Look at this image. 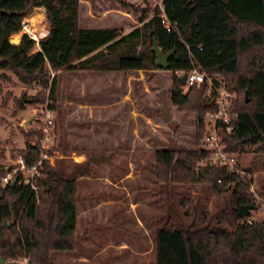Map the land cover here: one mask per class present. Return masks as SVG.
<instances>
[{
	"label": "trees",
	"instance_id": "trees-1",
	"mask_svg": "<svg viewBox=\"0 0 264 264\" xmlns=\"http://www.w3.org/2000/svg\"><path fill=\"white\" fill-rule=\"evenodd\" d=\"M175 23L168 30L153 6L127 3L141 10L142 23L128 31L115 26L90 27L80 23L81 0H0V78L12 70L21 81L38 82L45 103L56 98L58 70H135L162 68L153 50L156 39L163 51L173 50L167 68L188 71L194 66L224 77L235 91L233 110L238 112L235 129L223 133L227 148L264 154V0H163ZM34 6H45L50 27L38 41L23 33L19 42L9 37ZM55 73L53 74V72ZM180 73L171 89L173 102L181 109L197 112L196 136L203 138L205 116L217 108V91L208 82L183 89ZM43 89V90H42ZM1 105V102H0ZM55 108L54 102H48ZM43 130L26 131L20 153L29 164L41 158L39 138ZM158 181L171 190L178 184L230 193L227 204L211 214L195 208L191 221L171 202L170 210L155 230V264H264V219L249 221L250 213H239L242 204L256 205L251 181L219 162H200L210 155L201 144L195 148L162 147L155 151ZM1 155V154H0ZM94 158L77 162L68 173L44 158L36 179L43 188L38 201L29 184L0 185V264L29 262L53 264L54 250L73 249L77 233L79 176L89 172ZM238 163L242 164L241 160ZM5 165L0 162V177ZM202 219V220H201ZM203 221V223H202Z\"/></svg>",
	"mask_w": 264,
	"mask_h": 264
},
{
	"label": "rangeland",
	"instance_id": "rangeland-1",
	"mask_svg": "<svg viewBox=\"0 0 264 264\" xmlns=\"http://www.w3.org/2000/svg\"><path fill=\"white\" fill-rule=\"evenodd\" d=\"M146 1L81 0L80 23L115 26L124 31L142 23V11L127 3L142 7ZM23 19L26 28L12 33L10 41L19 42L25 31L36 39L35 48H40L38 41L50 27L46 7L34 6ZM3 72L1 163L7 165L15 159L24 146L26 131L43 127L48 102L55 103L47 147L52 149L44 150L51 164L68 173L77 162L100 154L111 155L109 160L91 162L89 172L79 176L76 245L52 251L53 264H155V230L171 202L182 214L188 211L184 216L187 221L194 217L197 206L199 213L204 210L211 214L227 204L230 193L219 195L202 189L200 184H178L169 196L158 181L154 169L156 149L203 144L196 136L197 112L181 109L172 100L171 89L178 71L151 68L100 75L94 70L61 69L57 71L56 98L45 103L34 99L42 88L38 82L21 81L10 69ZM188 88L183 85L184 91ZM31 115L34 117L24 124ZM209 159L210 155L200 162ZM239 160L253 173L256 205L250 209L248 219L262 220L264 154L245 150ZM23 257L14 261L36 264Z\"/></svg>",
	"mask_w": 264,
	"mask_h": 264
},
{
	"label": "built area",
	"instance_id": "built-area-1",
	"mask_svg": "<svg viewBox=\"0 0 264 264\" xmlns=\"http://www.w3.org/2000/svg\"><path fill=\"white\" fill-rule=\"evenodd\" d=\"M153 6L151 14L158 12L161 16V21L168 30H172L175 27V23L169 18L166 13L163 0H149ZM24 18V17H23ZM27 23L24 19L21 21V28H26ZM20 28V29H21ZM131 28L128 27L124 31H128ZM24 33H27L24 31ZM28 34V33H27ZM29 35V34H28ZM30 36V35H29ZM180 75L187 72L184 85L189 86L192 83L201 84L205 81L208 82L207 91L210 92L211 87H214L217 91L216 104L217 108L208 111L205 116L206 131L202 138L203 145L210 149V162H219L225 164L232 171H235L240 177L248 178L251 181L250 190L254 192L253 187V173L252 171L244 168L238 163L239 154L232 152L227 148L226 140L223 133H232L235 129L236 118L238 112L233 110L235 91L228 89L225 85V80L220 74L207 73L206 71L194 66L192 69L185 71L183 69L178 70ZM45 123L42 127L43 135L40 137V142L43 148L49 147L50 139V127L54 124L53 109L47 104L45 107ZM49 155L46 151H43L41 158L37 159L34 163H27L19 152L15 159L10 164L5 165V171L0 177V185L5 186L9 181L16 177V181L21 184H29L31 188L35 189L38 201L40 200V190L43 188L36 179L41 174L40 165L44 158H48ZM50 158V157H49ZM249 221H252L249 218ZM24 259L27 257L24 256Z\"/></svg>",
	"mask_w": 264,
	"mask_h": 264
},
{
	"label": "water",
	"instance_id": "water-1",
	"mask_svg": "<svg viewBox=\"0 0 264 264\" xmlns=\"http://www.w3.org/2000/svg\"><path fill=\"white\" fill-rule=\"evenodd\" d=\"M153 50L157 53L156 64L159 67L167 68L168 65H169V57L173 53V50H169V51H166V52L163 51L162 48L158 45L156 39L153 42ZM180 76H181V82L185 83L187 72H184ZM33 117H34V115H31L26 120H24V124H26ZM93 158H94L96 163H100L102 161L109 160L111 158V155L110 154H100V155L94 156ZM15 181H16V177H13L9 181V185H14ZM254 206H255V204H253V203L242 204L240 206L239 213L241 215H243L245 213H248L250 211V209L252 207H254ZM0 261H2L1 257H0Z\"/></svg>",
	"mask_w": 264,
	"mask_h": 264
},
{
	"label": "crops",
	"instance_id": "crops-1",
	"mask_svg": "<svg viewBox=\"0 0 264 264\" xmlns=\"http://www.w3.org/2000/svg\"><path fill=\"white\" fill-rule=\"evenodd\" d=\"M121 71H122L121 69H115V70H109V71H100L99 73H100V75H103V74L105 75V74H108V73H112V72L113 73H117V72H121ZM86 260H88V259L86 258Z\"/></svg>",
	"mask_w": 264,
	"mask_h": 264
}]
</instances>
